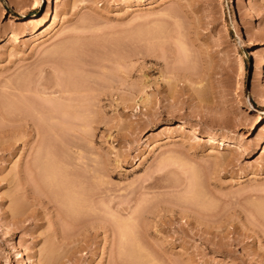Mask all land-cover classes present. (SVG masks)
Segmentation results:
<instances>
[{"label":"rangeland","instance_id":"obj_1","mask_svg":"<svg viewBox=\"0 0 264 264\" xmlns=\"http://www.w3.org/2000/svg\"><path fill=\"white\" fill-rule=\"evenodd\" d=\"M45 2L0 0V264H264V0Z\"/></svg>","mask_w":264,"mask_h":264},{"label":"bare ground","instance_id":"obj_2","mask_svg":"<svg viewBox=\"0 0 264 264\" xmlns=\"http://www.w3.org/2000/svg\"><path fill=\"white\" fill-rule=\"evenodd\" d=\"M45 4H46V6H47V8H48V9H47V10H48V13H46V16H47V14H48V18H47L44 22L42 21L41 23H39V24L37 25V27L33 30L32 34H31V36H33V37L37 36V35H38V32H39L42 28H46V27H47L46 29L52 30L53 27H54L55 24H56V21H57V20H56V18H57L56 13H57V11L55 10L54 0H46ZM46 12H47V11H46ZM32 16H33V17L30 18L31 20H33V19H35V18L38 17V15H36V14H34V15H32ZM78 39H79V38H78ZM75 40H76V39H75ZM153 40H154V39H153ZM80 41H81V40H80ZM80 41H79V42H80ZM77 42H78V41H77ZM77 42H76V43H77ZM70 43H72V42H70ZM72 44H74V43H72ZM83 44H84V43H83ZM67 45H68V44H67ZM75 45H76V44H75ZM78 45H80V44H78ZM73 46H74V45H73ZM73 46H72V48H73ZM76 46H77V45H76ZM80 46H82V45H80ZM65 47H66V46H65ZM66 48H67V47H66ZM69 48H70V47H69ZM69 48H68V50L63 51V56H64V58H65V59L67 60V62H68V63H66V66H67L69 69H74V68L76 69V67H73V66H74V60L77 62L78 57L76 58L75 56H73V54L76 55V53L74 52V50H72L71 48L69 49ZM80 48H81V47H80ZM77 49H78V47H77ZM77 49H76V50H77ZM76 50H75V51H76ZM80 50H82V49H79V52H80ZM59 52H60V51H59ZM59 52H58V55H59ZM79 52H78V53H79ZM54 54H55V53H54ZM56 54H57V53H56ZM81 54H82V53H81ZM60 55L62 56V52H61ZM84 56H85V55H84ZM57 57H58V56H57ZM72 57H74V58L72 59ZM75 58H76V59H75ZM86 58H87V57H86ZM62 59H63V57H61V60H62ZM71 59H72V60H71ZM80 59H81V58H80ZM80 59H79V60H80ZM82 59H83V58H82ZM55 61H56V60H55ZM83 61H85V60H83ZM83 61H81V62H83ZM62 62H63V60H62L60 63L62 64ZM76 62H75V65H76ZM78 62H79V61H78ZM86 62L88 63V61H86ZM89 62H90V60H89ZM91 63H92V62H91ZM91 63H90V64H91ZM94 63H95V62H94ZM94 63H93V64H94ZM77 64H78V63H77ZM95 64H96V63H95ZM79 65H80V64H79ZM82 65H84V64H82ZM87 65H88V64H87ZM91 65H92V64H91ZM76 66H77V65H76ZM77 67H78V66H77ZM81 67H82V66H81ZM94 67H95V65H94ZM64 68H65V67H64ZM64 68H63V69H64ZM78 68H79V67H78ZM85 68H86V67H85ZM80 69H81V68H80ZM65 70H66V69H65ZM81 70H82V69H81ZM77 71H78V70H77ZM63 72H64V71H63ZM67 72H68V71H67ZM73 72H74V71H73ZM77 73H78V72H77ZM67 74H69V73H67ZM81 74H82V73H81ZM70 75H71V74H70ZM75 75H76V74H75ZM73 77H74V76H73ZM67 78H68V77H67ZM69 78H70V77H69ZM75 78H76V77H75ZM79 78H80V77H79ZM77 79H78V78H77ZM69 80H71V79H69ZM86 80H87V79H86ZM80 81H81V80H80ZM65 82H66V84H67V81H66V80H65ZM77 82H79V81H77ZM83 82H84V80H83ZM72 83H73V82H72ZM72 83H71V85H72ZM81 83H82V82H81ZM81 83H79V84H81ZM66 84H65V85H66ZM73 84H75V83H73ZM67 85L70 86V82H69V84H67ZM81 85H83V84H81ZM81 85H80V86H81ZM252 85H253V86H252V91L256 93V92L258 91V88H257V86H256L255 84H252ZM69 86H68V87H69ZM72 86H74V85H72ZM75 86H76V88H78L77 85H75ZM82 87H83V86H82ZM84 87H86V86L84 85ZM80 88H81V87H80ZM63 89H64V87H63ZM68 89H70V88H68ZM78 89H79V88H78ZM78 89H77V90H78ZM82 89H83V88H82ZM88 89H90V88H88ZM86 90H87V89H86ZM86 90H84V91H86ZM66 91H67L68 93L70 92V93L72 94L71 91H74V90H71V89H70V91H68V90L66 89ZM78 91L81 92L80 90H78ZM84 91H83V92H84ZM88 91H89V90H88ZM74 93H75V91H74ZM84 93L86 94V92H84ZM87 93H88V92H87ZM65 94H66V92H65ZM71 94H70V95H71ZM77 94H78V93H76V95H77ZM70 95H68L69 97H68L67 95H62V96H66V97H68L69 100H70ZM74 95H75V94H74ZM74 95L71 96V99L73 98L72 100L75 99V98H74V97H75ZM80 95H81V94H80ZM59 98H60V97H59ZM61 98H63V97H61ZM64 98H65V97H64ZM64 98H63V99H64ZM68 98H67V99H68ZM87 98H88V97H87ZM87 98H86V99H87ZM65 99H66V98H65ZM67 99H66V100H67ZM77 99H78V98H77ZM82 99H83V98H82ZM88 99H89V98H88ZM75 100H76V99H75ZM82 101H83V100H82ZM85 101H86V100H85ZM67 102H68V101H67ZM76 102H77V101H76ZM65 103H66V102H65ZM79 103H81V102H79ZM77 104H78V103H77ZM66 105H67V104H66ZM80 105H81V104H80ZM82 105H83V104H82ZM86 105H88V104H86ZM86 105H84V106H86ZM57 108H58V107H57ZM73 108H75V106H73ZM48 109H50V108H48ZM55 109H56V108H55ZM58 109H59V108H58ZM61 109H62V110H60L61 115L64 113V112H63L64 109H65L66 112H67V111H68V112H71L70 109L72 110L71 107L67 108V109H69V110H67L66 108H61ZM76 109H77V108H76ZM84 110H85V108H83V111H84ZM45 111H46V110H45ZM51 111H53V110H51ZM51 111H50V112H51ZM54 111H56V110H54ZM72 111H73V110H72ZM58 112H59V111H58ZM58 112H57V113H58ZM66 112H65L64 114H66ZM68 112H67V114H68ZM73 112H74V111H73ZM46 113H47V112H46ZM48 113H49V112H48ZM71 113H72V112H71ZM75 113L77 114V112H75ZM58 114H59V113H58ZM64 114H63V115H64ZM69 114H70V113H69ZM56 115H57V114H56ZM77 115H78V114H77ZM83 115H84V113H83ZM39 116H40V115H39ZM53 116H55V115L52 114L50 118H53V119L56 118V117H53ZM45 118H46V117H45ZM45 118H44V119H45ZM38 119L40 120V118H38ZM48 119H49V118H48ZM53 119H52V121H53ZM46 121H47V119H46ZM48 121H51V120H48ZM38 122H39V121H38ZM44 122H45V121H44ZM35 123H36V121H35ZM40 123H41V122H39L38 124H40ZM41 124H42V123H41ZM43 124H44V123H43ZM49 124H50V123H49ZM49 124H48V125H49ZM44 125H45V124H44ZM44 125H42V126L44 127ZM48 125H47V126H48ZM39 126H40V125H39ZM39 126H38V127H39ZM49 126H51V127H49V129L51 128V133L57 128V127L55 128L54 125H49ZM52 126H53V127H52ZM40 127H41V126H40ZM47 128H48V127H47ZM181 128H183V125H180V129H181ZM38 130H39V128H38ZM45 130H46V129H45ZM45 130H43V131H45ZM48 131H49V130H48ZM39 132H40V131H39ZM41 132H42V131H41ZM55 132H56V131H54L52 134H51V133H50V134L53 135V137H54V135L56 134ZM57 132H58V129H57ZM45 133H46V135H47L48 132H45ZM54 133H55V134H54ZM43 135H44V134H43ZM43 135H42V136H43ZM58 135H59V134H58ZM42 136H40V137H41V140H43ZM47 137H48V139L52 140V138H49V136H47ZM45 140H46V139H44V141H45ZM48 142H50V141H48ZM208 142H210L211 144H213V143L216 142V141H215V139H214L212 136H209ZM43 143H44V142L42 141V143L40 142V143H38V144H39V146H42V145H43L44 147L48 148V147H50V146L54 143V140H53V143L50 144V145H49V143H48V145H47V144L44 145ZM56 143H57V142H56ZM56 143H55V145H56ZM233 143H234V142H233ZM40 144H41V145H40ZM217 144H218V145H223V146H224V145H225V142H224L223 140H221V141L218 142ZM53 145H54V144H53ZM55 145H54V146H55ZM233 145H234V144H233ZM44 147H43V149H44ZM232 147H233V146H232ZM51 148H52V146H51ZM39 149H40V148H38V151H40ZM55 149H56V148H55ZM41 150H42V149H41ZM44 150H45V149H44ZM47 150H48V149H47ZM49 150H50V149H49ZM49 150H48V151H49ZM38 151H37V154H38ZM42 151H43V150H42ZM41 154H42V153H41ZM43 154H44V153H43ZM47 155L49 156V154H47ZM52 155H53V154H52ZM54 155H55V154H54ZM50 156H51V154H50ZM50 156H49V157H50ZM54 157H55V156H54ZM40 158H41V157H40ZM42 158H43V156H42ZM50 158H51V157H50ZM52 158H53V157H52ZM36 159H37V158H36ZM40 160H42V159H40ZM46 160H47V159H46ZM48 161H50V159H49ZM44 162H45V161H44ZM44 162H43V163H44ZM50 162H51V161H50ZM50 162H49V163H50ZM52 162H53V161H52ZM45 163H46V162H45ZM50 164H51V163H50ZM35 165H36V163H35ZM35 165H34V166H35ZM40 165H41V164H40ZM51 165H52V164H51ZM51 165H50V166H51ZM48 166H49V165H48ZM50 166H49V167H50ZM55 166H56V164H55ZM55 166H54V167H55ZM36 167H37V165H36ZM42 167H43V166H42ZM42 167H41V168H42ZM54 167H50V168H51V169H50L51 172H49V173H52L53 175L50 174V176L47 177V180H48V181L50 180V177H51V179L54 180V181H55V179L57 178V173H53V172H52V170H53L52 168H54ZM48 169H49V168H48ZM57 169H58V168H57ZM41 170H42V169H41ZM193 170H194V169H193ZM55 171H56V169H54V172H55ZM57 171H58V170H57ZM44 172H45V171H44ZM58 172H59V171H58ZM43 174H44V173H43ZM59 175H60V174H59ZM59 175H58V176H59ZM60 177H61V176H60ZM60 177H59V179H60ZM62 177H63V176H62ZM48 178H49V179H48ZM63 178H64V177H63ZM59 179H58V180H59ZM45 180H46V179H45ZM58 180H57V181H58ZM49 182H50V181H49ZM45 183H46V182H45ZM47 184H48V183H47ZM51 184H52V183H51ZM56 184H57V183H56ZM64 184H65V183H64ZM52 185H53V184H52ZM60 185H61V184H60ZM66 185H67V184H66ZM66 185H65V186H66ZM55 186H57V185H55ZM55 188H56V187H55ZM64 188H65V187H64ZM62 189H63V188H61V190H62ZM58 190H59V188H58ZM65 191H66V190H65ZM59 192H60V190H59ZM66 192H67V191H66ZM262 192H263V191H262ZM262 192H261V193H262ZM61 194H63V193H61ZM65 194H66V193H65ZM259 194H260V193H259ZM70 195H71V194H70ZM58 196H59V195H58ZM61 196H62V195H61ZM65 196H66V195H65ZM67 196H68V195H67ZM259 196H260V195H259ZM259 196H258V197H259ZM62 197H63V196H62ZM70 197H71V196H70ZM72 197H73V196H72ZM57 199H58V198H57ZM257 199H258V198H257ZM261 199H262V198H261ZM75 201H76V200H74V201L72 202L73 205H74ZM66 202H67V201H65V204H66ZM86 202H87V201H86ZM87 203H88V202H87ZM75 204H76V203H75ZM79 204H80V203H79ZM88 204H89V203H88ZM262 204H264V203L262 202ZM73 205H72V206H73ZM72 206H71V207H72ZM77 206H78V205H77ZM69 207H70V206H69ZM261 208H262V209H261ZM77 209H78V208H77ZM81 209H82V208H81ZM81 209H80V210H81ZM120 209H121V208H120ZM253 209H254V210H252V211H254L253 215H254V214H255V215L259 214V215H261L262 218L264 219V207L257 205V206H255ZM82 210H83V209H82ZM85 210H86V209H85ZM252 211H251V212H252ZM115 212H116V211H115ZM118 212H120V211H118ZM118 212H117V213H118ZM86 213L88 214V212H86ZM117 213H116V216H115V218H116V223H117V224H116V223H115V224L117 225V233H118L117 236L119 237L118 240H119L120 245H122V242H121V241H123V238L125 237V236H124V235H125V234H124V228H125L126 225H127L126 227H128V224L133 223V222L135 221V220H134V217H133V214H134V213H133V214H130L128 217L125 216L126 218L124 217L123 214L121 215V213H120V214H117ZM122 213H123V211H122ZM256 213H257V214H256ZM113 214H114V213H113ZM126 214L128 215V213H126ZM250 214H251V213H250ZM74 215H75V214H74ZM74 215H72V216H74ZM80 215H81V214H80ZM111 215H112V214H111ZM67 216H69V215L67 214ZM251 216H252V215H251ZM113 217H114V216H113ZM257 217H259V216H257ZM256 219H257V218H256ZM114 220H115V219H114ZM103 224H104V223H103ZM103 224H102V225H103ZM102 227H103V226H102ZM115 227H116V226H115ZM133 234H134V233H133ZM124 240H125V239H124ZM117 243H118V242H117ZM122 246H123V245H122ZM120 247H121V246H120ZM121 248H122V247H121ZM122 250H123V248H122ZM119 253H120V252H119ZM121 254H122V252H121Z\"/></svg>","mask_w":264,"mask_h":264}]
</instances>
